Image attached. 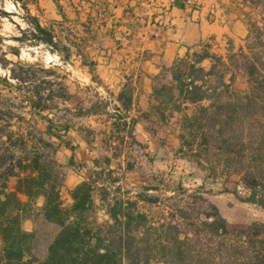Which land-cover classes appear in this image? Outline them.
I'll return each mask as SVG.
<instances>
[{"label":"trees","instance_id":"obj_1","mask_svg":"<svg viewBox=\"0 0 264 264\" xmlns=\"http://www.w3.org/2000/svg\"><path fill=\"white\" fill-rule=\"evenodd\" d=\"M13 1L21 4L27 24L14 40L21 45L45 46L68 61L71 53L59 50L63 40L54 29L61 22L43 26L28 7L39 10L38 0ZM55 5L67 22L61 5ZM172 6L184 8L178 0ZM10 17L1 7L0 28L2 19ZM257 32L254 44L237 52L230 46L226 57L214 53L208 44L201 45L199 52L188 50L170 67L177 84L176 100L164 98L160 91L155 95L181 117V150L204 164L212 176L237 175L247 192L239 199L264 208V10L263 26ZM72 37L76 55L88 66L89 56L82 50L87 39ZM10 49L18 56L17 49ZM5 63L1 58L2 68L7 67ZM9 71V77H0V264H264V224H229L203 193L182 186L167 198L169 205L164 207L169 223L159 228L139 210L138 201L118 197L109 188L99 197V202H107L108 220L98 224L95 216H89L95 204L94 188L88 181L69 192L73 203L65 207L57 147L35 131V121L45 124L47 134L53 135L58 131L57 114L71 112L64 105L72 95L53 68H42L46 75L40 78L32 73L33 65L20 73L14 68ZM238 75L246 80L243 91L232 90ZM118 100L121 106L115 110L118 117L113 118V126L133 139L136 118L122 112L132 110V97L120 94ZM14 121L21 125L16 130ZM24 124L28 126L23 128ZM11 178L17 180L12 189ZM138 197L152 204L159 202L153 196ZM38 198H43V219L58 228L42 261L30 254L34 233L22 228Z\"/></svg>","mask_w":264,"mask_h":264},{"label":"rangeland","instance_id":"obj_2","mask_svg":"<svg viewBox=\"0 0 264 264\" xmlns=\"http://www.w3.org/2000/svg\"><path fill=\"white\" fill-rule=\"evenodd\" d=\"M55 2L61 5L67 22H63ZM171 2L174 0H38L39 10L29 5L30 13L38 16L43 26L61 22L54 25V29L63 40L59 50L69 49L71 53L65 62L45 46L21 45L15 41L14 38L21 36L20 30L27 28L22 19L25 12L20 3L0 0V8L11 14L10 18L2 19L0 28V59L7 60L6 68L0 66V77H9L10 68L20 73L21 69L33 65L32 73L37 78L46 75L40 71L42 68H53L55 74L64 78L63 83L72 95L64 106L71 112L57 114L58 131L52 132L53 135L47 134L46 125L39 121H35V131L57 147L56 159L64 176L61 198L65 207L73 203L69 192L88 181L94 188L95 204L89 216H95L98 224L108 220L107 202H99V197L104 188H109L108 191L118 197L138 201L139 210L147 215L154 228H159L169 223L168 209L164 207L169 205L167 198L182 186L189 192L203 193L229 224H264V208L239 199L245 198L247 192L237 175L212 176L204 164L193 161L181 150V117L155 95V91H160L166 99L178 97L177 84L170 71L172 65H165L147 46L135 50L145 46L140 33H146L148 41L156 39L163 30L176 33L177 26L169 19ZM178 2L184 4L186 17L194 15L193 22L203 17L208 22L233 27L238 36L233 45L235 52L254 44L257 28L263 26L264 0ZM167 17V23H163ZM72 35L87 39L82 50L89 56L88 66H83L76 55ZM204 44L218 55H228L219 42L211 39L197 42L191 51L199 52ZM10 48L17 49L18 56L11 53L14 51ZM12 64L18 66L12 67ZM49 79L53 80L54 76ZM246 88V80L238 75L232 90ZM120 94L132 97V110L122 112L136 118L133 139L123 136L126 131L119 133L113 126V118L118 117L115 110L121 106ZM60 106L63 105L60 103ZM13 124H16L15 130L21 126L16 121ZM22 126L26 128L28 124ZM16 184L15 178L9 180L10 189ZM138 196H153L159 202H144ZM42 205V198L35 200L28 212L30 217L22 223L24 231L34 233L30 254L38 261L45 259L58 231L55 225L43 219Z\"/></svg>","mask_w":264,"mask_h":264},{"label":"crops","instance_id":"obj_3","mask_svg":"<svg viewBox=\"0 0 264 264\" xmlns=\"http://www.w3.org/2000/svg\"><path fill=\"white\" fill-rule=\"evenodd\" d=\"M185 14H187L186 10L171 6L169 19L176 24V33H171L168 29L163 30L158 33L156 39L149 41L146 33L145 35L140 33L139 36L145 41V46L143 48L139 46L135 50L145 49L147 46L161 58L165 65L169 66L173 64L176 57H183V53L185 55L188 50L191 51L199 41L214 40L220 43L225 52H228L229 47L233 46L238 38L235 29L231 26L224 27L216 22H208L203 17H200V21L193 22L194 15L190 18ZM167 19L168 17L163 23H167ZM139 43L141 44L140 41Z\"/></svg>","mask_w":264,"mask_h":264},{"label":"built area","instance_id":"obj_4","mask_svg":"<svg viewBox=\"0 0 264 264\" xmlns=\"http://www.w3.org/2000/svg\"><path fill=\"white\" fill-rule=\"evenodd\" d=\"M172 1H173V0H172ZM172 3H173V2L170 3V6H172ZM187 4H191V0H187Z\"/></svg>","mask_w":264,"mask_h":264}]
</instances>
